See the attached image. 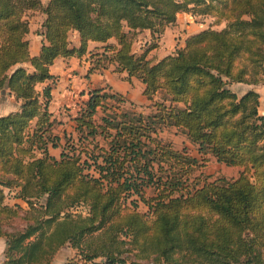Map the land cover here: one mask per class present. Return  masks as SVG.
<instances>
[{
	"label": "trees",
	"instance_id": "1",
	"mask_svg": "<svg viewBox=\"0 0 264 264\" xmlns=\"http://www.w3.org/2000/svg\"><path fill=\"white\" fill-rule=\"evenodd\" d=\"M181 12L225 26L187 35L153 62L146 58L153 45L132 51L136 32L159 37ZM35 14L42 39L31 55L25 35ZM89 41L101 48L90 53L89 69L111 64L137 79L150 110L90 87L69 129L56 134L49 67L58 57H81ZM242 54L255 64L264 59V0H0V90L18 102L0 114L1 264H47L66 244L86 261L102 256V264L123 263L125 246L149 264H264V113L256 91L231 89L253 83L245 65L236 66ZM169 128L199 158L158 135ZM207 154L242 170L199 182L192 172ZM4 187H16L27 209L5 204ZM81 203L82 216L74 211ZM97 231L103 238L83 253Z\"/></svg>",
	"mask_w": 264,
	"mask_h": 264
},
{
	"label": "rangeland",
	"instance_id": "2",
	"mask_svg": "<svg viewBox=\"0 0 264 264\" xmlns=\"http://www.w3.org/2000/svg\"><path fill=\"white\" fill-rule=\"evenodd\" d=\"M191 18H193V22H191V20L189 21V24L192 26V28L190 29L188 28L185 30V22H182V27H179L176 22L167 26L168 28H171V34L173 38H171L170 34H168L161 39L164 31L159 37L152 38L149 36L150 34H147V31L145 30L136 32L131 44L132 51L135 53H140L141 51L147 50L150 46L153 45L152 48L147 50L146 54V58L149 59L150 62H153L162 55L173 52L175 48L182 47L186 31L195 32L197 30L206 28L219 30L225 26L224 20L215 22V18L211 17L210 15L196 14L195 16L191 15ZM40 20L41 19L39 18L38 14L30 17L27 32L29 39L32 38L33 40V35L36 34L35 31L39 29ZM67 37L68 40H73L74 35L70 31L68 32ZM29 39L26 38L28 43V51ZM30 44L33 46V41ZM98 44L99 45L97 47H92L89 50L90 53L101 51L100 43ZM236 61L237 67L245 65V70L247 71L246 79L253 83H232L231 89L238 94L242 93L247 88H255L257 90L264 91V59L259 62L257 61V64H255L251 60L247 59V55L242 54L241 57H239ZM75 63L77 62L75 61ZM62 65L65 67H70L69 63H64ZM80 65L81 63H77V66ZM56 66L58 68L59 66H61V64L58 63ZM52 70V78L48 81V84H50L51 88V96L47 108L48 111H50L51 116L54 117V120L56 121L53 124L52 128V131L56 134L61 135V131L63 128L66 130L69 129V126L71 124L70 116L74 113L75 105H77V103L85 97V91L89 87H107L108 90L119 92L127 100L131 101L135 110L144 113H147L150 110L151 101L146 100L145 97L141 94L142 84L133 77L130 79H126L125 73L114 71L111 64H109L108 67L104 70L92 69L93 71H91V69H88V71H86V74L83 73L82 68L77 69L75 67L70 68L64 72H61L60 69H56V67H53ZM88 74H91V76L89 77ZM43 85L44 84L37 85V89L40 90ZM155 100H159V93L153 96V101ZM8 103V97L4 93H0V110L9 109L10 106ZM262 106H264V101H262ZM158 135L164 139L169 140L170 143H172L173 147H175L176 149L184 148L189 154L199 158L200 155L196 152L195 146L191 144L184 137V135L181 134V132L175 130L174 128L162 129L158 132ZM49 151L52 154L56 155L58 150L49 149ZM240 170H242L241 167L230 166L216 162L212 156L207 154L204 155V159H202L201 165L198 168L194 169L192 173L195 176L199 177V182H202L203 180L210 181L217 177L232 179L238 175ZM250 179L252 180V178ZM2 190L5 194V204L11 206L13 203H17L21 208L27 209V204L16 197V187H4ZM143 209L144 208L142 204H140L138 210L141 212L143 211ZM86 210V205L83 203L74 208V211L81 216L85 215ZM12 224L14 226H20L22 225V221L19 218H14L12 219ZM103 236V233H101L100 231L86 236V238L82 242L83 253H89L91 249L95 248L97 244H99ZM120 238H123L122 235H120ZM0 244H5L3 236H0ZM123 248H125V250L122 251L119 256V258L123 260V263L117 262L116 264H149V259L139 254L137 250H135V248L127 249L126 246ZM71 256L72 257L70 258H73L71 259L73 264H91L92 262H98L101 259L104 261V258L102 256L94 258L91 262L86 261L81 257L83 256V254L79 257L78 255H76L75 251L73 253L71 252ZM102 263L103 262H101L100 264Z\"/></svg>",
	"mask_w": 264,
	"mask_h": 264
},
{
	"label": "crops",
	"instance_id": "3",
	"mask_svg": "<svg viewBox=\"0 0 264 264\" xmlns=\"http://www.w3.org/2000/svg\"><path fill=\"white\" fill-rule=\"evenodd\" d=\"M38 16H39V18L41 19V16L38 14ZM193 18H191V15L190 14H186V13H178L177 15H176V20H175V22L178 24V26L179 27H182V22L184 23L185 22V25H184V28H185V30L186 29H190V28H192V26L189 24V21L191 20V22H193V20H192ZM180 22V23H179ZM145 31H147V34H149V31L148 30H146V29H144ZM143 31V30H142ZM197 31H199V30H197ZM197 31H195V32H197ZM194 31H186V33H185V35H184V38L187 36V35H190V34H192V33H195ZM71 33L74 35V38H73V40L72 39H70L69 41H70V43L71 44H73V45H77V43H78V36H77V33H76V31H71ZM35 34V33H34ZM168 34H170V37L171 38H173V36H172V34H171V28H166L165 30H164V32H163V36L161 37V39L162 38H164V36H166V35H168ZM35 35H37V36H35ZM35 35H33V40H32V38H30L29 39V37H28V33L26 34V38L27 39H29V54H31V55H34V54H36L37 52H38V50H39V47H40V44H41V39H42V37L40 36V35H38V34H35ZM150 36V35H149ZM35 39V40H34ZM33 41V46L30 44L31 42ZM99 44H98V42H92V41H89L88 43H87V52L84 54V55H82L81 57H58V58H56L54 61H53V64L49 67V72H50V74L51 75H53V67H56V69H60V71L61 72H64V71H67L68 69H70V68H77V69H83V73L84 74H86V71H88V69H89V67H90V49L92 48V47H97ZM89 52V53H88ZM164 55H166V54H164ZM164 55H162V56H164ZM161 56V57H162ZM161 57H159V58H161ZM158 58V59H159ZM157 60V59H156ZM75 61L77 62V63H81V65L80 66H77V63H75ZM58 63H60L61 64V66H59L58 68H57V64ZM64 63H69L70 64V67H65V66H63L62 64H64ZM102 70H104V69H102ZM91 71H93V70H91ZM89 75V77L91 76V74H88ZM52 78V77H51ZM90 79V78H89ZM49 80H51V79H49ZM49 80H47L46 81V83H48V81ZM43 84H45V83H43ZM40 85V84H39ZM50 85V84H49ZM44 86V85H43ZM93 87H97V86H93ZM90 88V87H89ZM247 89H253L254 91H256L257 92V94H258V106H257V111L259 112V113H263L264 112V106H262V101H264V91H262V90H257V89H255V88H247ZM50 90H51V88H50ZM1 91V90H0ZM1 94L2 93H4L7 97H8V99H9V106H10V108L9 109H7V110H4V109H1L0 110V114H5V113H7V112H9V111H13V110H16L17 109V107H18V102L17 101H15L14 100V98L11 96V95H9L8 94V92H7V90L6 89H2V91L0 92ZM85 93H86V91H85ZM50 94H51V92H50ZM85 96V95H84ZM85 98V97H84ZM83 98V99H84ZM7 104V105H8ZM48 106V105H47ZM48 109V108H47ZM50 112V111H49ZM71 123V122H70ZM4 247H5V244H0V264L2 263V259H3V251H4ZM71 252L73 253L74 251H73V249L72 248H70L68 245H63V246H61V247H59L56 251H55V253L53 254V256H52V258H51V260L49 261V263H47V264H62L63 262H65L67 259H69L70 257H72L71 256Z\"/></svg>",
	"mask_w": 264,
	"mask_h": 264
},
{
	"label": "water",
	"instance_id": "4",
	"mask_svg": "<svg viewBox=\"0 0 264 264\" xmlns=\"http://www.w3.org/2000/svg\"><path fill=\"white\" fill-rule=\"evenodd\" d=\"M103 260L101 259L100 261L92 262L91 264H100Z\"/></svg>",
	"mask_w": 264,
	"mask_h": 264
}]
</instances>
